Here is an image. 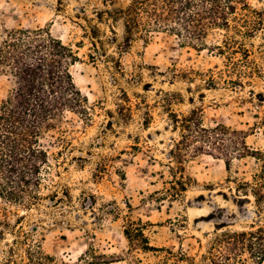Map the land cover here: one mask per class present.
<instances>
[{"label": "rangeland", "instance_id": "rangeland-1", "mask_svg": "<svg viewBox=\"0 0 264 264\" xmlns=\"http://www.w3.org/2000/svg\"><path fill=\"white\" fill-rule=\"evenodd\" d=\"M131 1L0 0V35L42 28L71 47L79 59L70 68L73 81L92 109L89 124L67 113L40 139L48 160L41 194L51 198L27 211L0 199V264H22L28 245L53 264L94 256L108 264H205L215 233L264 225L253 198L237 191L256 168L251 158L234 160L230 172L221 160L192 158L185 165L186 192L176 200L162 194L170 178L168 151L178 138L168 110L178 116L198 110L205 127L242 130L249 147L264 149V27L246 41L259 75L233 87L223 83L235 79L225 58L211 48L222 39L217 31L198 50L158 33L120 52L121 24L105 12ZM248 3L264 15V0ZM210 76L214 85L207 84ZM13 87L0 74V103ZM130 222L143 226L157 251L127 241L123 230ZM19 228L28 239L12 246L22 239Z\"/></svg>", "mask_w": 264, "mask_h": 264}, {"label": "trees", "instance_id": "trees-1", "mask_svg": "<svg viewBox=\"0 0 264 264\" xmlns=\"http://www.w3.org/2000/svg\"><path fill=\"white\" fill-rule=\"evenodd\" d=\"M105 13L113 24H121L120 52L129 49L136 39L146 41L158 33L173 36L181 45L198 50L206 45L209 33L217 31L222 33V39L211 47L212 51L225 58L228 73L235 77L223 83L241 87L243 77L260 73L250 59L246 41L263 29L264 15L253 9L248 0H132L124 8ZM97 31L94 27L91 34L95 53L101 42L94 36ZM78 61L71 47L46 29L14 28L0 35V74L9 76L14 83L0 103V199L6 203L27 211L45 197L51 198L41 194L42 170L48 163L41 137L57 130L67 113L79 116L85 124L91 122L92 109L70 72ZM206 81L209 85L215 83L212 76ZM168 111L178 138L168 151L166 168L170 178L165 182L163 197L176 200L186 192L190 179L185 175V165L192 158L209 156L221 160L227 172L234 160L251 158L256 168L249 180L237 183V191L250 195L257 210L264 213V149L249 147L248 135L242 130L222 124L205 127L198 110L181 116ZM17 232L22 239H14L12 246L26 244L28 235L21 228ZM123 235L142 251H157L149 246L139 223L127 224ZM13 252L11 247L9 253ZM24 253L22 264H53L51 257L32 246L28 245ZM203 260L205 264H263L264 225L215 233ZM73 264L108 263L94 256L91 260L80 258Z\"/></svg>", "mask_w": 264, "mask_h": 264}]
</instances>
